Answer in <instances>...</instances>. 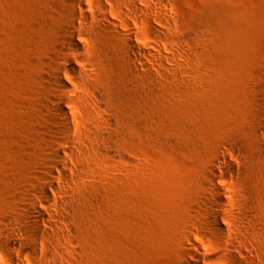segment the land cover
Wrapping results in <instances>:
<instances>
[{
    "label": "rangeland",
    "instance_id": "rangeland-1",
    "mask_svg": "<svg viewBox=\"0 0 264 264\" xmlns=\"http://www.w3.org/2000/svg\"><path fill=\"white\" fill-rule=\"evenodd\" d=\"M129 1L96 0L91 9L101 18L115 17ZM133 2L148 9L153 26L166 34L158 41L170 50L151 49L149 72L138 62L130 73L119 60L133 58L122 43L124 29H96L88 38L95 70L90 78L118 117L104 124L119 136L109 144L115 157L99 155L91 136L95 114L76 110L78 122L67 135L73 152L68 161L80 169L67 170L73 184L54 169L58 192L49 205L53 212L59 208L55 202L71 210L73 232L53 244L49 260L194 264L185 255L191 240L202 264H264V123L258 120L264 116L258 106L264 0H166L163 7ZM133 16L132 25L143 20ZM64 18L58 0H0V227L22 212L63 135L48 130L49 116L60 115L46 110L51 89L45 78ZM117 85L129 92L121 106L111 100ZM212 168L226 177L216 179L226 202L222 222L226 230L228 220L237 228L218 246L209 234L201 239L196 226L199 198L210 192L204 178ZM36 205L42 207V201L36 199ZM238 210L244 211L239 219ZM11 230L21 238L17 226ZM5 250L0 237V264H6Z\"/></svg>",
    "mask_w": 264,
    "mask_h": 264
},
{
    "label": "bare ground",
    "instance_id": "bare-ground-1",
    "mask_svg": "<svg viewBox=\"0 0 264 264\" xmlns=\"http://www.w3.org/2000/svg\"><path fill=\"white\" fill-rule=\"evenodd\" d=\"M133 1L124 3L123 9L115 17L101 18L100 14L94 13L91 9L96 0H58L64 9L65 18L60 43L56 46L49 74L45 78L48 88L51 89V94L48 93L50 95L46 110L50 114L53 109L60 115V117L49 116V132L63 135L56 139L57 147L49 153V163L44 167L43 175L40 178L42 182L34 185L22 205V212L18 213L13 220L4 219L2 221L0 237L4 239L6 246L3 253V260L6 264H66L60 258L49 260V256L53 252V244L59 242L65 233L73 232V228L69 224L71 210L55 202L59 208L53 212L50 211L49 205L52 202L50 195L54 191L58 192L52 185L54 169H58L63 179L70 184H73V178L67 175V170L77 174L80 169L77 164L68 161V158L73 156V152L70 150L67 135L73 128L72 122H78L76 110L84 108L95 114V130H91L94 149L99 155L115 157L109 144L119 136V133L106 127L104 123L110 125L118 117L111 112L109 106L104 104L103 93L98 89L97 83L90 78L95 70L91 61L92 48L90 49L91 46L87 43L88 38L95 34L96 29L116 31L119 28L124 29L125 35L122 43L133 58L125 56L119 60L125 68L124 71L130 73L136 70L138 62L139 66L143 67V72H149L148 63L152 58L151 49L170 50L158 41L165 38L166 34L153 26L152 16L148 9L138 7ZM165 2L166 0H151V4L156 7L165 6ZM137 14L143 20L133 21V25L130 24V18ZM155 19L161 20V17L156 15ZM140 24L144 27L143 29L140 28ZM147 38H152L155 42L153 41L154 43L151 44L149 40H146ZM67 79L71 83L70 86H68ZM119 79L122 82L126 80L125 76ZM260 92L258 106L264 111V68ZM128 94L129 92L124 90L121 85H117L111 100L121 106V100ZM75 100H82L83 104H76ZM258 120L264 123L263 113L259 114ZM118 158L128 162V158L123 155H119ZM60 162L63 163L62 166H58ZM221 163L224 170L228 172L232 170L231 164L226 160L223 159ZM216 179H222L224 182L226 177L221 171L218 172L212 168L204 178L210 192L199 198L201 219L196 226L201 239H206L209 234L210 240L215 246H218L227 232L234 233L237 228L233 222L228 220L230 230L225 229L222 213L226 210V202L222 186L216 182ZM36 199L42 201V207H37ZM243 216V210H238L235 213V218L239 219ZM47 218L51 220L45 222ZM225 219L227 221V216ZM13 225L17 226L21 232V238H17L13 234L11 230ZM188 239L190 240V238ZM190 242L192 249H186L185 255L191 258L194 264H202L198 246L191 240ZM40 246H44L43 251ZM14 249L18 252L14 253ZM25 252L29 253V256L23 255ZM182 264L190 263L188 260H184Z\"/></svg>",
    "mask_w": 264,
    "mask_h": 264
}]
</instances>
